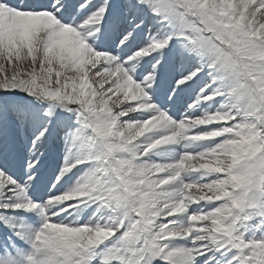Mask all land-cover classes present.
Segmentation results:
<instances>
[{
  "label": "snow or ice",
  "instance_id": "snow-or-ice-1",
  "mask_svg": "<svg viewBox=\"0 0 264 264\" xmlns=\"http://www.w3.org/2000/svg\"><path fill=\"white\" fill-rule=\"evenodd\" d=\"M0 264H264V0H0Z\"/></svg>",
  "mask_w": 264,
  "mask_h": 264
}]
</instances>
